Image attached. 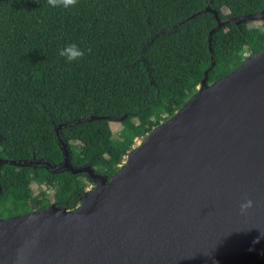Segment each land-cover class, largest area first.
<instances>
[{
	"label": "trees",
	"instance_id": "16d2710c",
	"mask_svg": "<svg viewBox=\"0 0 264 264\" xmlns=\"http://www.w3.org/2000/svg\"><path fill=\"white\" fill-rule=\"evenodd\" d=\"M207 6L225 19L260 12L264 0H78L70 9L0 0V218L52 203L76 209L94 181L46 166L63 162L62 141L76 167L110 179L207 70L216 82L264 48V21L219 27L212 12L190 17ZM70 43L84 49L81 60L59 55Z\"/></svg>",
	"mask_w": 264,
	"mask_h": 264
},
{
	"label": "water",
	"instance_id": "95a60500",
	"mask_svg": "<svg viewBox=\"0 0 264 264\" xmlns=\"http://www.w3.org/2000/svg\"><path fill=\"white\" fill-rule=\"evenodd\" d=\"M205 12L219 27L264 20V10L222 19L210 6L190 17ZM62 144L63 162L46 166L96 185L76 209L0 218V264H264V48L216 82L207 70L110 179L76 167Z\"/></svg>",
	"mask_w": 264,
	"mask_h": 264
},
{
	"label": "clouds",
	"instance_id": "9594fccd",
	"mask_svg": "<svg viewBox=\"0 0 264 264\" xmlns=\"http://www.w3.org/2000/svg\"><path fill=\"white\" fill-rule=\"evenodd\" d=\"M47 3L53 8L62 7L64 9H70L77 6L78 0H47ZM59 55L64 57L66 61L71 63L74 61L81 60L85 55V51L84 49L80 48L77 44L70 43L59 51ZM252 206H253V201L247 199L245 203H242L240 205L241 212L242 213L246 212Z\"/></svg>",
	"mask_w": 264,
	"mask_h": 264
},
{
	"label": "rangeland",
	"instance_id": "374dc122",
	"mask_svg": "<svg viewBox=\"0 0 264 264\" xmlns=\"http://www.w3.org/2000/svg\"><path fill=\"white\" fill-rule=\"evenodd\" d=\"M253 23H255V24H262L263 23V21L262 20H256V21H253ZM247 57H249V53H245L244 54V60L247 58ZM200 87V86H199ZM111 125H112V128H113V130H114V133H115V135H118L119 134V132H120V130H121V128H122V124L120 123V121H118V120H112L111 121ZM148 136V135H147ZM146 136V137H147ZM146 137H143V138H137L136 140H135V143H134V145H133V148L135 147H139L143 142H144V139L146 138ZM127 159V158H126ZM126 159L124 160V162L126 161ZM124 162L121 164V165H123L124 164ZM120 168H121V166H120ZM95 182H94V184H90V186L88 187V189L90 190V189H92L94 186H95ZM52 195V194H51Z\"/></svg>",
	"mask_w": 264,
	"mask_h": 264
},
{
	"label": "flooded vegetation",
	"instance_id": "af4514ba",
	"mask_svg": "<svg viewBox=\"0 0 264 264\" xmlns=\"http://www.w3.org/2000/svg\"><path fill=\"white\" fill-rule=\"evenodd\" d=\"M264 21V20H263ZM96 185V184H95Z\"/></svg>",
	"mask_w": 264,
	"mask_h": 264
}]
</instances>
